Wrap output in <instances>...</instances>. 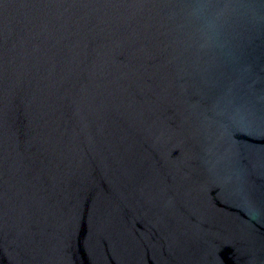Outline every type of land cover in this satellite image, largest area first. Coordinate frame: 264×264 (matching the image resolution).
I'll use <instances>...</instances> for the list:
<instances>
[{
  "label": "water",
  "instance_id": "95a60500",
  "mask_svg": "<svg viewBox=\"0 0 264 264\" xmlns=\"http://www.w3.org/2000/svg\"><path fill=\"white\" fill-rule=\"evenodd\" d=\"M0 264H264V0H0Z\"/></svg>",
  "mask_w": 264,
  "mask_h": 264
}]
</instances>
